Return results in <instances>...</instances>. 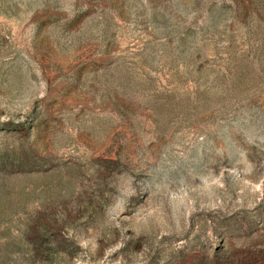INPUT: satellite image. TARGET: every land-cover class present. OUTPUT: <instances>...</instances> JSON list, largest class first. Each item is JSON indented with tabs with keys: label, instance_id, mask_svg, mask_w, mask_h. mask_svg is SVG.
Instances as JSON below:
<instances>
[{
	"label": "rangeland",
	"instance_id": "obj_1",
	"mask_svg": "<svg viewBox=\"0 0 264 264\" xmlns=\"http://www.w3.org/2000/svg\"><path fill=\"white\" fill-rule=\"evenodd\" d=\"M0 264H264V0H0Z\"/></svg>",
	"mask_w": 264,
	"mask_h": 264
}]
</instances>
